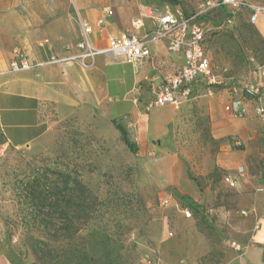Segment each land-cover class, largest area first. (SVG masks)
Segmentation results:
<instances>
[{
    "label": "rangeland",
    "instance_id": "rangeland-1",
    "mask_svg": "<svg viewBox=\"0 0 264 264\" xmlns=\"http://www.w3.org/2000/svg\"><path fill=\"white\" fill-rule=\"evenodd\" d=\"M208 1L180 0L179 6L199 12ZM226 16L222 8H214L202 20L216 26ZM247 24L254 25L241 10L232 25L209 39L217 65L228 67L237 82L264 62V42ZM150 47L153 63L144 62L138 72L131 62L103 58L113 100L67 119L54 117L42 146L14 147L0 121V264H39L32 252L34 240L68 256L89 249L95 264H229L238 257L230 242L232 222L247 215L248 194L262 192L264 122L253 111L245 117L226 111L227 99L220 97L225 86L214 88L212 95L200 86L199 97L178 109L148 111L141 100L133 103L130 92L137 77L154 74V65L163 78L169 76L156 60L161 45ZM141 86L146 100L148 81ZM211 104L224 125L212 119ZM242 121L255 138L236 145ZM117 124L136 144V152L125 144ZM221 132L223 137H215ZM239 154H247L246 171L232 165ZM229 173L248 176L244 191L237 182L226 183ZM66 175L84 184L92 211L77 235L56 239L47 232L25 183L40 177L50 187L63 186Z\"/></svg>",
    "mask_w": 264,
    "mask_h": 264
},
{
    "label": "crops",
    "instance_id": "crops-1",
    "mask_svg": "<svg viewBox=\"0 0 264 264\" xmlns=\"http://www.w3.org/2000/svg\"><path fill=\"white\" fill-rule=\"evenodd\" d=\"M248 1L264 6V0ZM107 6L111 8L108 14L104 12ZM149 8L164 13L174 7L163 4L161 0L156 5L148 0H0V71L10 67L13 51L16 49L38 62H46L52 54H66L64 44L68 42L74 45L72 52H76L75 44L82 36V21L92 25L91 39L97 47H105L110 34L120 36L133 31L139 36H150L153 19L147 13ZM222 10L227 14L225 8ZM245 12L250 14L248 10ZM141 16H144V25L139 29H132V22ZM202 23L208 29L213 27L210 22ZM254 25L264 38V12ZM45 39H49L51 43L42 45ZM154 44L161 45L158 48L160 55L156 56V60L163 62L169 76L163 78L154 65V74L137 77L130 95L134 96L133 103H137L139 99L142 106L153 97V88L175 75L184 63L183 54L170 52L166 40L160 39ZM209 51L211 53L210 47ZM105 57L98 56L96 62L89 67L76 61H68L0 75V121L8 141L16 148L42 146L50 135L54 117L63 120L76 116L81 111L103 108V103L109 104L113 97L111 85L102 67ZM145 62L153 63V58ZM143 64L144 62L138 68L134 65L136 72ZM252 71L245 77L250 83L254 82ZM145 80L150 86L146 100L142 99L144 89L141 86ZM199 87L200 85L196 87L197 93ZM235 96L230 89L220 95L227 99V103ZM247 106L248 113L254 112L253 101H249ZM213 107L214 105L211 108L212 119L216 120V124L224 125L223 120L218 121L221 116ZM109 112L112 113L111 110ZM257 117L264 122V117ZM236 131L241 138L235 142L236 145L255 138L254 131V137H250V127L246 121H242ZM224 135L221 132L215 137L221 138ZM232 165L246 171L247 154H239ZM232 174L237 178L239 189H245L248 176ZM258 188L262 192L248 194L247 215L232 222L231 234L234 240L230 242L239 255L229 264H264L263 179ZM233 242L238 245L234 246Z\"/></svg>",
    "mask_w": 264,
    "mask_h": 264
},
{
    "label": "built area",
    "instance_id": "built-area-1",
    "mask_svg": "<svg viewBox=\"0 0 264 264\" xmlns=\"http://www.w3.org/2000/svg\"><path fill=\"white\" fill-rule=\"evenodd\" d=\"M214 8H225L227 16L223 24L208 29L202 21V17ZM241 10L249 11V21L255 23L264 12V6L248 0H209L207 6L199 12H185L180 6L169 9L164 13L149 8L148 15L153 19V29L150 36H139L133 31H128L120 36L108 35L107 45L97 47L91 39L92 25L82 21V36L75 44L77 51L72 52L74 45L70 42L64 44L66 54H52L46 62H38L14 50V57L10 67L0 71V75L31 70L42 65H56L68 61H76L84 67H89L96 62L100 55H104L115 62H131L137 68L152 58L150 44L160 39L167 41V48L173 53H182L184 63L177 73L167 78L161 85L153 88V97L146 103L145 109L173 107L180 108L189 100L196 99L199 94L196 87L206 86V95L214 93V87L232 85L236 96L226 105L225 109L235 117H245L248 113V101L245 95L254 102L256 116L264 117V64L256 63L253 67V83L248 79L238 81L230 74L228 67H219L214 61L209 49L206 47L208 33L222 31L233 24V20ZM110 6L105 7L104 12L110 13ZM144 25V16L136 18L132 22V29H139ZM45 39L42 45L50 44ZM239 94V95H237ZM241 170V169H240ZM225 181L230 186L236 185V178L232 173L225 175ZM187 216L192 213L188 208L184 210ZM211 212V210H207ZM234 246L238 244L233 242ZM240 248V246H238Z\"/></svg>",
    "mask_w": 264,
    "mask_h": 264
},
{
    "label": "trees",
    "instance_id": "trees-1",
    "mask_svg": "<svg viewBox=\"0 0 264 264\" xmlns=\"http://www.w3.org/2000/svg\"><path fill=\"white\" fill-rule=\"evenodd\" d=\"M166 5L179 6L180 0H161ZM200 21H203L202 19ZM246 28L264 38L253 24H247ZM221 31L211 30L206 39V47L209 49V39ZM208 41V42H207ZM264 55V46L260 49ZM260 64H264L260 63ZM206 87V86H205ZM231 85L226 88H230ZM216 88V87H214ZM125 144L133 151H137L136 144L127 136L126 130L116 125ZM63 186L56 184L50 187L40 177H35L25 183V189L31 195L35 205L41 210L42 221L47 232L56 239H71L83 228V225L91 217V209L87 203V192L84 184L77 178L66 175L62 178ZM76 191L78 193H76ZM100 235L105 236L102 232ZM107 238V237H106ZM32 252L39 264H95V258L89 249L77 250L71 256L56 252L48 244L41 240H34Z\"/></svg>",
    "mask_w": 264,
    "mask_h": 264
}]
</instances>
